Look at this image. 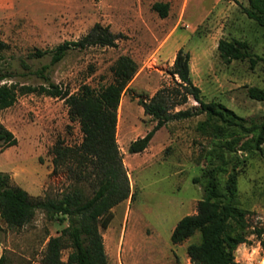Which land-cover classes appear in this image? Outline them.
Instances as JSON below:
<instances>
[{"label":"rangeland","instance_id":"374dc122","mask_svg":"<svg viewBox=\"0 0 264 264\" xmlns=\"http://www.w3.org/2000/svg\"><path fill=\"white\" fill-rule=\"evenodd\" d=\"M155 2L170 5L166 18L152 10ZM246 7L248 0H0V41L7 46L0 57L2 83L37 87L50 82L75 93L85 84H109V68L122 55L138 65L129 85L133 93L122 96L116 128L132 199L115 207L111 223L101 230L108 264H189L186 248L198 243L199 235L172 245L171 234L183 217L196 214L206 183L203 175L211 167L227 168L219 175L221 185L235 175L238 204L248 212V241L235 251L236 264H264V233L257 234L264 232V161L257 154L225 147L229 138L198 132L203 115L169 122L143 153H128L130 143L155 125L135 96L151 98L160 89H179V81L170 75L171 58L162 51L169 37L168 47L178 41L190 53L191 79L205 102L221 103L249 122L264 120V103L247 96L248 87L264 91V62L254 70L247 61L225 65L217 51L220 39H237L264 58L263 31L243 14ZM96 23L119 35L115 47L71 49L54 65L51 53L32 57L80 40ZM193 106L190 98L170 112ZM0 124L17 141L9 148L0 145V172L14 186L40 198L60 196L69 188L66 172L53 171L51 148L58 140L77 145L82 134L63 100L18 96L12 107L0 111ZM66 226L48 221L40 211L19 231L0 221V257L5 264H42L49 239ZM69 252H62L64 261Z\"/></svg>","mask_w":264,"mask_h":264},{"label":"trees","instance_id":"16d2710c","mask_svg":"<svg viewBox=\"0 0 264 264\" xmlns=\"http://www.w3.org/2000/svg\"><path fill=\"white\" fill-rule=\"evenodd\" d=\"M152 10L160 18L168 16L170 5L155 2ZM243 14L259 26L264 34V0H248ZM119 35L109 26L96 23L83 38L65 42L48 52H36L32 57L52 54L54 65L64 59L71 49L116 46ZM0 41V57L6 50ZM220 59L225 65L233 61L249 63L254 70L264 58L253 55L246 41L220 39L217 44ZM191 56L179 49L170 75L179 89H160L151 98L136 95L139 106L155 125L142 138L130 143L128 153H143L155 134L171 121H182L204 116L197 131L212 138L225 137L230 141L225 147L236 146L243 153L257 154L264 161V120L249 122L218 102H205L201 90L193 84L190 74ZM112 81L98 88L82 85L71 93L53 83L41 86L8 85L0 77V111L12 107L21 95H43L63 100L68 117L79 126L82 140L69 146L58 140L51 148L53 171L63 169L70 186L60 196L32 197L25 190L14 186L9 175L0 172V221L8 230L19 231L28 225L36 212L44 214L48 221L67 222L60 234L49 239L42 264H108L104 249L102 229L113 219L112 210L132 199L131 186L123 157L116 142L118 110L122 96L133 91L129 85L138 72L137 63L129 56L118 57L110 66ZM249 99L264 103V91L258 87L247 88ZM193 99L196 106L171 114L175 106ZM13 134L0 124V145L9 148L16 145ZM235 147V148H236ZM227 168L211 167L204 173L206 183L202 199L197 203L196 214L183 217L171 234L172 245H181L197 234L199 242L187 246L190 264H236L234 253L248 241L247 210L238 204L236 177L230 175L221 185L219 175ZM199 182L198 178L194 183ZM263 231H257L261 236ZM70 250L66 260L62 252ZM0 264H5L0 257Z\"/></svg>","mask_w":264,"mask_h":264},{"label":"crops","instance_id":"0c3cea01","mask_svg":"<svg viewBox=\"0 0 264 264\" xmlns=\"http://www.w3.org/2000/svg\"><path fill=\"white\" fill-rule=\"evenodd\" d=\"M172 36V35H171ZM170 37L167 39V41L165 42V44H163L162 48H163V55H169V57L171 58V62L170 64H173L174 62V59H175V56H176V53L179 49H181L183 47L182 44H179V43H175V45H172L173 47H168V43L170 41ZM191 64V63H190ZM187 263L190 264V261L189 259L187 260Z\"/></svg>","mask_w":264,"mask_h":264}]
</instances>
